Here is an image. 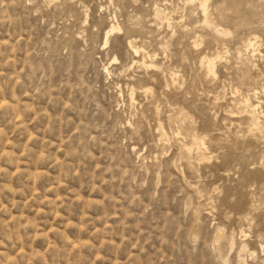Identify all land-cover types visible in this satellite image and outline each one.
<instances>
[{
    "label": "rangeland",
    "instance_id": "1",
    "mask_svg": "<svg viewBox=\"0 0 264 264\" xmlns=\"http://www.w3.org/2000/svg\"><path fill=\"white\" fill-rule=\"evenodd\" d=\"M199 2L0 0V264H264V0Z\"/></svg>",
    "mask_w": 264,
    "mask_h": 264
},
{
    "label": "bare ground",
    "instance_id": "2",
    "mask_svg": "<svg viewBox=\"0 0 264 264\" xmlns=\"http://www.w3.org/2000/svg\"><path fill=\"white\" fill-rule=\"evenodd\" d=\"M189 2H193L194 0H188ZM198 1V0H197ZM208 1L209 0H200V7H201V12H202V17L204 16V23H205V25L208 27V29H209V31H207V32H209L210 34H211V32L212 33H216V34H220V35H223V37H226V36H229L230 34H231V32L229 31V30H224V29H222L221 27H219L217 24H214L212 21H211V19H210V16H209V13H208ZM217 2V1H216ZM248 2V1H247ZM239 4V3H238ZM251 4V3H250ZM198 5V6H199ZM222 5V4H221ZM241 5V4H240ZM240 5H238V6H240ZM216 6V5H215ZM214 6V7H215ZM218 6L220 7V5H217L216 7H217V9L216 10H218L219 11V13H220V8H218ZM257 6H259V5H257ZM156 7V6H155ZM236 8V7H235ZM240 8V7H239ZM215 9V8H214ZM247 9V8H246ZM221 10H224V8L222 9L221 8ZM227 10V9H226ZM225 10V11H226ZM231 10V9H230ZM230 10H227L226 12H228V11H230ZM215 12V11H214ZM225 13V12H224ZM239 13V12H238ZM243 13V12H242ZM221 14V13H220ZM218 15V17H220L221 15ZM257 15V14H256ZM155 17L157 18V19H159V20H163V19H166V22L168 23V24H171V22H170V18L168 19L167 18V14H165L162 10H160L159 9V7L158 8H156L155 9ZM221 20V19H220ZM203 24V23H202ZM206 26H205V28H206ZM239 27V26H238ZM237 27V28H238ZM121 30V28L119 27V26H117V25H115V24H112L108 29H107V31H106V34H105V41H104V44L105 45H107L108 43H109V40H110V38H111V36L115 33V32H117V31H120ZM236 30V29H235ZM213 35V34H212ZM217 37V36H216ZM220 37V36H219ZM250 41V40H249ZM252 41H250V42H248L247 43V45H244L245 46V48H246V50H249V48H251L252 46H254L253 45V42L251 43ZM129 44V47L134 51L133 53H135V54H138L139 53V48H137L135 45H134V43H133V41L132 42H129L128 43ZM238 48V47H237ZM236 48V49H237ZM240 48H242V47H240ZM235 49V50H236ZM243 49H244V47H243ZM245 50V49H244ZM236 52H238V51H236ZM240 53H241V51H239ZM146 54V53H145ZM236 56H237V54H236ZM144 57V56H143ZM148 57L149 58H151V55L149 56L148 55ZM215 57H218L217 55L215 56ZM214 57V58H215ZM242 56H240V58H241ZM245 57V56H244ZM243 57V58H244ZM220 58V57H219ZM242 58V59H243ZM152 59V58H151ZM201 59H203V58H201ZM200 59V60H201ZM213 59V58H212ZM217 60H219L218 58H216ZM216 59H213V60H210V59H207V60H209L210 61V63H209V65L211 66V68L213 69L212 70V72H214V68H215V60ZM221 59V58H220ZM238 59H239V57H238ZM116 60V58H114V61ZM143 60H144V58H143ZM204 60V59H203ZM216 60V61H217ZM235 61H236V59H235ZM245 61H247V59L245 60ZM244 61V62H245ZM141 62V61H140ZM139 62V63H140ZM208 62V61H207ZM237 62V61H236ZM137 63V62H136ZM242 63V62H241ZM251 63V62H250ZM249 63V64H250ZM142 66L144 67V68H155V64H154V62L151 60V61H148V63L146 62V61H143L142 63ZM199 64H201V63H199ZM238 64H239V61H238ZM243 65H244V63H243ZM246 65V64H245ZM239 66V65H238ZM238 66H236L235 65V67H238ZM252 66H253V64H252ZM251 66V67H252ZM209 67V66H208ZM207 67V68H208ZM240 67V66H239ZM244 67V66H243ZM248 67V66H247ZM256 67V66H255ZM241 68V67H240ZM245 68V67H244ZM245 70V69H244ZM256 70H258V68L256 69ZM211 71V70H210ZM251 71V70H250ZM208 73V72H207ZM259 72L257 71V73H256V71H255V69H254V71L252 72V75H255V74H257V75H259L258 74ZM208 74H211V73H208ZM174 76V75H173ZM213 76L215 77V75H214V73H213ZM249 77H250V75H248ZM257 78L259 77V76H256ZM257 78H255V79H257ZM171 80V79H170ZM172 81H174V80H172ZM251 90V89H250ZM256 91V90H255ZM263 92H264V90H263ZM144 93H147V91L146 92H144ZM264 94V93H263ZM254 95H255V93H254ZM259 95V94H258ZM246 96H248V95H246ZM250 96H253V95H250ZM245 97V96H244ZM247 98V97H246ZM252 98V97H251ZM248 99V98H247ZM253 99V98H252ZM239 100V99H238ZM249 100V99H248ZM254 100V99H253ZM237 101V100H236ZM235 101V102H236ZM243 101V100H242ZM245 101V100H244ZM248 102V101H247ZM251 102V101H250ZM250 102H248V103H250ZM237 103V102H236ZM240 104V103H239ZM244 104V103H243ZM241 105V104H240ZM239 105V106H240ZM246 105H248V104H246ZM236 106H238L237 104H236ZM255 105H253V104H250V109L249 110H251L253 113L255 112V110L257 109V107H254ZM257 106V105H256ZM234 107H235V105H234ZM234 107L232 108L233 110H234ZM249 107H247V109H248ZM252 108V109H251ZM254 108H256V109H254ZM237 109H238V107H237ZM244 109V108H243ZM243 109H242V111H243ZM253 109H254V111H253ZM241 110V109H240ZM245 110V109H244ZM182 111V110H181ZM235 112V111H234ZM239 113V112H238ZM241 113V112H240ZM240 113H239V115H240ZM182 114V113H181ZM235 114V113H234ZM255 114V113H254ZM261 114V113H260ZM231 115H233V114H231ZM241 115H242V113H241ZM250 115H252V113L250 114ZM185 116V115H184ZM234 116V115H233ZM249 116V115H248ZM261 116H262V114H261ZM180 117V116H179ZM247 118V117H246ZM250 119V118H249ZM190 120V119H189ZM258 120V119H257ZM245 121H246V119H245ZM259 121V120H258ZM257 121V122H258ZM192 122V121H191ZM254 122H256V121H254ZM245 123V122H244ZM238 125V124H237ZM252 125V124H251ZM253 125H255V124H253ZM245 126H248V125H245ZM250 126V125H249ZM248 126V127H249ZM257 126H258V124H257ZM256 126V127H257ZM248 127H247V129H248ZM243 129L245 128V127H242ZM249 128H251V127H249ZM253 128H255V127H253ZM252 128V129H253ZM256 129V128H255ZM254 130V129H253ZM244 131H246L247 132V130H244ZM248 131H250V130H248ZM255 131V130H254ZM253 131V132H254ZM190 132V131H189ZM259 132V131H258ZM248 134V133H247ZM259 134V133H258ZM162 135V134H161ZM165 135V134H164ZM176 135H178V134H176ZM175 135V136H176ZM191 135V134H190ZM194 134H192L191 136H193ZM241 135H243V134H241ZM163 136V135H162ZM187 136V135H186ZM177 137V136H176ZM195 137V136H194ZM196 138V137H195ZM239 138V137H238ZM241 138V137H240ZM244 138V137H243ZM192 139V138H191ZM197 139V138H196ZM203 139V138H202ZM201 139V140H202ZM246 139V138H245ZM165 140V139H164ZM193 140H195V139H193ZM200 140V141H201ZM204 140V139H203ZM260 140V139H259ZM196 141V140H195ZM198 141V140H197ZM197 143H199V142H197ZM202 143V142H201ZM201 143H199V144H201ZM182 144V143H181ZM191 144V143H190ZM182 145H185V144H182ZM198 145V144H197ZM197 145H195L196 147H197ZM203 145V144H202ZM188 146V145H187ZM192 146V145H191ZM194 146V147H195ZM205 146V145H204ZM180 147H181V145H180ZM186 147V146H185ZM199 147V146H198ZM187 148V147H186ZM203 148V147H202ZM182 149H185L184 147L182 148ZM182 149H181V151H182ZM190 150L192 149L191 147L189 148ZM189 149H187V150H189ZM205 149H207V148H205ZM205 149H203L204 151H205ZM186 150V151H187ZM189 150V151H190ZM201 150V149H200ZM191 152V151H190ZM196 152H199L198 151V148H197V150H196ZM202 153H203V151H201ZM206 152V151H205ZM181 153V152H180ZM188 153V152H187ZM208 153V152H207ZM203 158V157H202ZM201 158V159H202ZM199 159H200V157H199ZM204 159V158H203ZM208 159H210V158H208ZM197 160V159H196ZM207 161H210V160H207ZM197 162H199V161H197ZM197 162H196V164H197ZM202 162V161H201ZM200 162V163H201ZM206 162V161H205ZM198 165V164H197ZM260 166V165H259ZM262 166V165H261ZM261 166H260V168H258V169H261ZM260 172H261V170H260ZM247 178H249V177H247ZM247 181V180H246ZM194 184V183H193ZM191 186V185H190ZM189 187V186H188ZM192 190V189H191ZM189 191V190H188ZM194 194V193H193ZM198 194V193H197ZM199 194H200V191H199ZM198 194V195H199ZM228 194H230V193H228ZM195 195V194H194ZM197 195V196H198ZM225 197V196H224ZM224 197H222V198H224ZM222 198H220L221 199V201L222 200H224V199H222ZM219 199V198H218ZM220 199H219V202H220ZM254 201V200H253ZM209 203V202H208ZM212 203V202H211ZM222 203H223V201H222ZM236 202H234V203H231L232 205L233 204H235ZM237 203H239V202H237ZM264 203V202H263ZM262 203V204H263ZM232 205H230V206H232ZM238 205V204H237ZM251 205H253V203L251 204ZM250 205V206H251ZM264 205V204H263ZM229 206V205H228ZM233 206H235V205H233ZM243 206V205H242ZM256 206V205H255ZM259 206V205H258ZM210 207V206H209ZM226 207H227V205H226ZM236 207V206H235ZM253 207V206H252ZM259 207H261V206H259ZM214 208V207H213ZM237 208V207H236ZM238 208H241V207H239V205H238ZM228 209V208H227ZM242 209H243V207H242ZM252 209H254V207L252 208ZM260 209V208H259ZM218 210H219V207H218ZM221 210V209H220ZM232 210V209H231ZM257 210H258V207H257ZM256 211V210H255ZM197 212V211H196ZM249 212H251V211H249ZM264 212V211H263ZM222 213V212H221ZM231 213H233V211L231 212ZM252 213H254V212H252ZM220 214V213H219ZM234 215H235V213H234ZM233 215V216H234ZM247 215H251V213L250 214H247ZM246 215V216H247ZM262 215V214H261ZM197 216V215H196ZM218 217V216H217ZM228 217H230V215L228 216ZM232 217V216H231ZM230 217V218H231ZM245 217V216H244ZM248 217H250V216H248ZM194 218V217H193ZM232 219V218H231ZM247 219L248 218H246V222H248L247 221ZM198 220V219H197ZM226 221H227V219H225ZM263 220V219H262ZM244 221V220H243ZM250 221H252L251 219H250ZM259 221V220H258ZM225 222V221H224ZM245 222V221H244ZM245 222V223H246ZM219 223V222H218ZM229 223V222H228ZM231 223V222H230ZM249 224V223H248ZM198 226V225H197ZM196 225H195V227H197ZM250 226L252 227V225H251V223H250ZM194 227V228H195ZM199 227V226H198ZM197 227V228H198ZM219 227V226H218ZM224 227V226H223ZM249 227V226H248ZM250 227V228H251ZM194 228L192 229V230H194ZM218 229V228H217ZM216 229V230H217ZM261 229V228H260ZM196 230V229H195ZM199 230V229H198ZM197 230V231H198ZM242 230V229H241ZM197 231H195L196 233H197ZM242 232V231H241ZM245 234V233H244ZM231 235V234H230ZM243 235V234H242ZM247 235V234H246ZM228 236V235H227ZM245 236V235H244ZM217 240H223V239H226V234H225V231H224V229H218L217 230ZM230 239V238H229ZM257 239H259V237H257ZM215 240H216V238H215ZM214 240V241H215ZM216 240V241H217ZM243 240V239H242ZM247 240V239H246ZM234 241V240H233ZM218 242H220V241H218ZM222 242V241H221ZM230 243H231V248L233 249V247L235 246L234 245V243H232V241H229ZM253 242V241H252ZM255 242V241H254ZM215 243V242H214ZM260 243V242H259ZM263 243V242H262ZM261 243V244H262ZM241 244V243H240ZM243 244V243H242ZM257 244H258V242H257ZM259 245L258 247H260V249H261V253H262V255L264 256V246L263 245ZM249 245V244H248ZM252 246V245H251ZM229 247V246H228ZM250 248V247H249ZM230 250V249H229ZM241 251H246V252H249L248 251V249H247V246L245 245V244H243L242 246H241ZM243 252V253H244ZM252 252V251H251ZM260 252V251H259ZM237 253H238V251H237ZM253 254V253H252ZM242 255V254H241ZM249 256V255H248ZM262 256V257H263ZM254 258V257H253ZM239 259H240V256H239ZM263 259V258H262ZM240 260H242V259H240ZM244 260V259H243ZM263 261V260H262ZM242 263H244L243 261H242ZM241 263V264H242ZM260 264V263H259Z\"/></svg>",
    "mask_w": 264,
    "mask_h": 264
}]
</instances>
